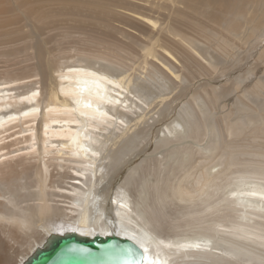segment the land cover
I'll return each instance as SVG.
<instances>
[{"label": "bare ground", "instance_id": "bare-ground-1", "mask_svg": "<svg viewBox=\"0 0 264 264\" xmlns=\"http://www.w3.org/2000/svg\"><path fill=\"white\" fill-rule=\"evenodd\" d=\"M193 1L236 38L254 0H141L120 14L139 50L52 54L39 79L0 81V264L73 231L128 237L145 264H264V49L241 65L264 39V0L233 52L225 35L189 37L150 13ZM188 138L207 140L201 167Z\"/></svg>", "mask_w": 264, "mask_h": 264}, {"label": "rangeland", "instance_id": "rangeland-1", "mask_svg": "<svg viewBox=\"0 0 264 264\" xmlns=\"http://www.w3.org/2000/svg\"><path fill=\"white\" fill-rule=\"evenodd\" d=\"M135 3H141V0H3V7L0 8V81L9 78L8 76L17 78L27 75L23 83L39 79L41 75L34 76V67L38 65H44L45 68L52 67V54L58 62L63 63L71 62L88 53L123 57L139 50V37L131 27L124 25L126 20L120 15L133 14L130 10L132 7L135 8ZM258 9V0L251 2V9L240 29L241 38L250 36V24L253 16L258 14ZM150 13L173 19L178 31L189 37L213 43L215 36L221 34L231 41L229 47L231 43L233 47H239L243 43L240 37L233 38L228 30L225 33L219 26L220 23L207 15L204 8L196 1L163 3ZM123 25L125 30L118 28ZM248 46L249 44L243 48V51L241 50L243 52L241 56L246 58L249 56L248 60L245 58V63L244 60L243 63L241 62V65L245 66L243 72L258 59L264 49V39L255 51ZM229 50L234 51L232 47ZM227 58L229 59V56L225 54L224 59ZM204 73L208 78L216 75ZM237 73L239 71L230 76L219 75L217 82L212 84L217 87L224 86L227 79L237 76ZM204 79L206 78L203 77L199 83ZM206 80L210 83V80ZM153 114H147L149 116L146 115V118L149 119ZM155 117L158 115L156 114ZM170 117L152 128L151 143L146 153L153 151L157 136H162L158 127L165 128L166 123L171 122L174 115ZM150 122L152 124L153 121ZM185 141L195 146V160L198 167L209 161L200 151L206 146L207 140L196 142L188 138ZM223 167L219 165L217 169L222 170Z\"/></svg>", "mask_w": 264, "mask_h": 264}, {"label": "water", "instance_id": "water-1", "mask_svg": "<svg viewBox=\"0 0 264 264\" xmlns=\"http://www.w3.org/2000/svg\"><path fill=\"white\" fill-rule=\"evenodd\" d=\"M145 252L134 240L107 234H52L23 264H145Z\"/></svg>", "mask_w": 264, "mask_h": 264}]
</instances>
